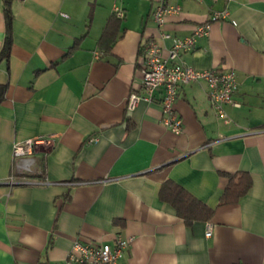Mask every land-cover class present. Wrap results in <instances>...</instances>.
Returning <instances> with one entry per match:
<instances>
[{
	"label": "crops",
	"instance_id": "obj_1",
	"mask_svg": "<svg viewBox=\"0 0 264 264\" xmlns=\"http://www.w3.org/2000/svg\"><path fill=\"white\" fill-rule=\"evenodd\" d=\"M160 1L180 5L161 26ZM115 8V39L102 46ZM3 9L0 0V50ZM213 9L227 18L176 60L234 70L239 105H223L228 121L203 80L177 87L180 133L163 123V86L127 107L131 92L144 94V45L155 41L170 63L171 37L192 34ZM11 10L0 57V264H65L75 241L118 235L131 242L116 264H264V0H13ZM45 137L33 172L13 174L14 144ZM242 173L250 186L234 200L224 193ZM165 181L210 217L178 215L160 196Z\"/></svg>",
	"mask_w": 264,
	"mask_h": 264
},
{
	"label": "built area",
	"instance_id": "obj_2",
	"mask_svg": "<svg viewBox=\"0 0 264 264\" xmlns=\"http://www.w3.org/2000/svg\"><path fill=\"white\" fill-rule=\"evenodd\" d=\"M214 1V0H213ZM178 3L160 1L154 8L152 16L159 26L162 25L165 17L171 13L178 12ZM114 13L117 17H122L123 13L115 8ZM227 9H213L209 13L208 19L196 25L193 33L184 37H171L172 45L168 51L170 63L166 62L161 56V49L158 44L150 40L144 45V59L142 62V87L144 94L131 92L127 98V107H134L140 99L149 101L152 99L153 90L158 86H163L164 93L161 98V108L164 113L163 123L173 132L180 133L182 130V120L174 110V100L179 84L191 81L203 80L207 85V94L212 107L216 113L223 116L225 121L228 117L223 105L230 103L239 105L232 98V93L236 88L235 72L233 69H197L176 60L179 51L191 50L194 46L196 37L208 34L210 24L216 20L227 18ZM164 37H170L163 32ZM49 138L27 139L23 143H15L13 147L14 173L25 175L33 172L34 159L31 156L35 147L39 143L49 142ZM13 174L11 179H13ZM46 182V181H41ZM211 234V224H206L205 235ZM131 242L130 237L116 236L113 244L99 241L81 243L75 241L68 252L65 264H116L123 257L126 249Z\"/></svg>",
	"mask_w": 264,
	"mask_h": 264
},
{
	"label": "trees",
	"instance_id": "obj_3",
	"mask_svg": "<svg viewBox=\"0 0 264 264\" xmlns=\"http://www.w3.org/2000/svg\"><path fill=\"white\" fill-rule=\"evenodd\" d=\"M13 0H3L4 2V18L6 23V34L3 40V44L0 50V57H5L9 53L11 40H10V22L12 19L11 4ZM120 18L113 12L108 20V23L103 31L100 39V44L103 46L110 47L111 42L115 39L114 32L118 28ZM4 86L0 85V102L3 98ZM42 179V177H40ZM237 181V182H236ZM235 177H230V182L225 190V195L232 194V199L236 200L242 195L250 186V178L246 173L239 175L237 180ZM160 196L162 199L169 201L175 208L178 215L183 216L185 220H191L194 218L207 219L210 217V210L206 209L198 200L184 191L180 186L165 181L161 185ZM226 197V196H224Z\"/></svg>",
	"mask_w": 264,
	"mask_h": 264
}]
</instances>
